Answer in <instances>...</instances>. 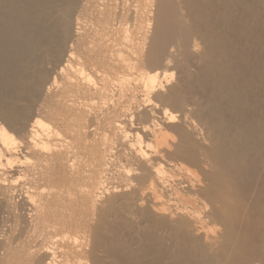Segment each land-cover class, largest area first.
Here are the masks:
<instances>
[{
	"label": "bare ground",
	"instance_id": "1",
	"mask_svg": "<svg viewBox=\"0 0 264 264\" xmlns=\"http://www.w3.org/2000/svg\"><path fill=\"white\" fill-rule=\"evenodd\" d=\"M0 264H264V0H0Z\"/></svg>",
	"mask_w": 264,
	"mask_h": 264
}]
</instances>
